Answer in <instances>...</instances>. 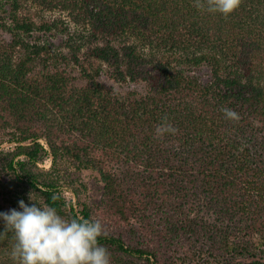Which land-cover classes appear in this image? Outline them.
Masks as SVG:
<instances>
[{"label":"trees","instance_id":"obj_1","mask_svg":"<svg viewBox=\"0 0 264 264\" xmlns=\"http://www.w3.org/2000/svg\"><path fill=\"white\" fill-rule=\"evenodd\" d=\"M33 8L71 26L37 27ZM38 30L65 36L62 67ZM83 50L78 83L66 62ZM164 117L174 135H157ZM0 126L14 144L0 153V211L23 200L93 220L38 170L64 158L96 172L100 215L123 223L98 238L110 264H264V0L227 17L194 0H0ZM13 243L0 234V264H16Z\"/></svg>","mask_w":264,"mask_h":264},{"label":"clouds","instance_id":"obj_2","mask_svg":"<svg viewBox=\"0 0 264 264\" xmlns=\"http://www.w3.org/2000/svg\"><path fill=\"white\" fill-rule=\"evenodd\" d=\"M240 3L241 0H194L195 7L225 17ZM221 110L227 118L239 119L231 109ZM156 132L174 135L177 129L164 117ZM52 199L58 197L54 195ZM0 221L3 222L0 234L12 233L14 243L10 256L16 264H110L109 250L98 243L103 235L98 220L65 219L54 207L20 200L18 209L0 211Z\"/></svg>","mask_w":264,"mask_h":264},{"label":"rangeland","instance_id":"obj_3","mask_svg":"<svg viewBox=\"0 0 264 264\" xmlns=\"http://www.w3.org/2000/svg\"><path fill=\"white\" fill-rule=\"evenodd\" d=\"M28 12L33 15V20L36 23L37 27H39L40 24L44 22H50L56 18H61L62 20H64V25L69 24L71 26L65 14L52 11H39L34 8ZM53 31L54 30L44 33L43 30H38L37 33H35L33 40L39 42L41 46H46L52 56L50 62H52L53 60H58L59 67H62L63 61L61 60V54L67 55V51L63 46V39L65 38V36H61L59 34L52 35ZM1 35L4 36V38L8 39V34L6 32L2 31ZM111 43L115 47L120 48L126 42L120 39H112ZM83 52L84 50L81 53H78V63L74 62L72 59H68L66 62L68 71L74 78V82L78 83H82V70L90 71V64L93 63V60L87 56V52ZM68 57L70 58V56ZM51 65H55V63L53 62L51 63ZM200 73L204 77H207L208 75L207 71L205 70H202ZM99 80L102 81L107 87L113 86L117 90L121 91L140 89V86L131 83L115 84L109 81L104 75L101 76ZM9 138L10 137L8 135V129H1L0 126V153L8 152V148L14 145L8 142ZM40 142L46 147L43 140H40ZM1 162L2 161H0V163ZM42 169L50 171L51 175L58 180L59 188L62 191V194L64 195L67 202L72 203L75 208H78L80 203H85L92 208V218L93 220H98L101 223L103 232L115 233L118 230H121L123 232V229L121 228L123 223L121 221H110L104 216L102 217L99 213V206L102 197V187L94 170L83 169V167L78 163L64 158L61 160L59 159L56 163L52 164L51 156L47 157L42 163L38 164V170L41 171ZM3 180L4 182H7L6 178H4ZM12 193L13 192L11 191L10 195H12ZM188 246L189 243H185V248H188ZM176 253L180 255L179 257L181 259H183V256L185 257V259L189 258V260H193L194 258L196 260L198 259V255H193L194 252L190 250L189 253L188 251L184 253V249H181L179 251H176Z\"/></svg>","mask_w":264,"mask_h":264}]
</instances>
